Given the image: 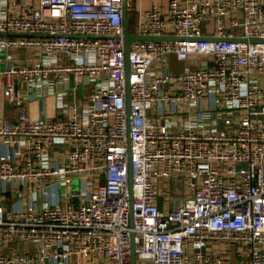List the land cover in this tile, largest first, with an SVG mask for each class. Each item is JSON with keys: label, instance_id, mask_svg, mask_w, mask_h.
<instances>
[{"label": "built area", "instance_id": "obj_1", "mask_svg": "<svg viewBox=\"0 0 264 264\" xmlns=\"http://www.w3.org/2000/svg\"><path fill=\"white\" fill-rule=\"evenodd\" d=\"M0 61L59 110L0 116V264H264V0H0Z\"/></svg>", "mask_w": 264, "mask_h": 264}, {"label": "crops", "instance_id": "obj_2", "mask_svg": "<svg viewBox=\"0 0 264 264\" xmlns=\"http://www.w3.org/2000/svg\"><path fill=\"white\" fill-rule=\"evenodd\" d=\"M168 0H141V5L144 8L151 7L154 3H159V5L166 6ZM16 60L19 64H25L30 59H35L36 54L32 51H25V50H13ZM194 60H192L193 62ZM173 68L177 71H180L185 66L184 62H179L175 58L173 59ZM5 67V64L0 61V69ZM28 88L25 84L21 83L19 86V90L21 91L24 99V106L21 108L13 103H11L4 94V90L0 88V116H4L7 119L12 121H16L19 113L24 108L32 117H41L44 116L50 120L55 119L58 114L59 110L56 108L57 106V97L55 95H46L40 98L33 97V89ZM86 91V90H85ZM10 202L15 205H21L20 200L12 196H10ZM28 248L27 244L24 243H12L11 245L1 246L0 250L5 252H17L22 251Z\"/></svg>", "mask_w": 264, "mask_h": 264}, {"label": "water", "instance_id": "obj_3", "mask_svg": "<svg viewBox=\"0 0 264 264\" xmlns=\"http://www.w3.org/2000/svg\"><path fill=\"white\" fill-rule=\"evenodd\" d=\"M125 27H126V35H125V39H126V56H127V71H128V95H127V104H128V114H129V132H131V128H132V110H131V85H130V79H129V73H130V62H129V58H130V52H131V46L132 43L137 41V40H172L175 39L176 37L173 36H162V37H158V36H146V35H138V34H134L130 31L129 28V20L126 18L125 21ZM7 36H16V37H23V36H38V35H33V34H13V33H7L4 34ZM210 38V37H208ZM184 39V38H183ZM240 38H237V40ZM242 40V39H241ZM129 151H130V160H131V136L129 139ZM133 174L131 172L130 174V187H131V192H132V188H133ZM182 182V180H181ZM74 201L76 202L77 199H74ZM132 204H133V198H132ZM135 243H133L132 246V264H136V252H135Z\"/></svg>", "mask_w": 264, "mask_h": 264}, {"label": "rangeland", "instance_id": "obj_4", "mask_svg": "<svg viewBox=\"0 0 264 264\" xmlns=\"http://www.w3.org/2000/svg\"><path fill=\"white\" fill-rule=\"evenodd\" d=\"M149 114L152 115V116H156L155 111L154 112L150 111ZM75 184H76V186H78V181L77 182L75 181L74 182V185ZM164 190L166 191V194L167 195H171L172 194V192L169 190L168 183H166ZM235 251H236V249L233 248V255H234ZM235 256H237V258L236 259L233 258V261H235V262L238 261V263H240V264H249V261H250L249 255H245V254H242V253H238ZM84 264H101V263H97V262L91 263L90 261H87V259L84 257Z\"/></svg>", "mask_w": 264, "mask_h": 264}, {"label": "trees", "instance_id": "obj_5", "mask_svg": "<svg viewBox=\"0 0 264 264\" xmlns=\"http://www.w3.org/2000/svg\"><path fill=\"white\" fill-rule=\"evenodd\" d=\"M129 28L131 31H134L135 30V26L137 24V15L134 13V12H130L129 13Z\"/></svg>", "mask_w": 264, "mask_h": 264}]
</instances>
